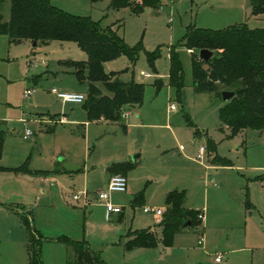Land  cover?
I'll list each match as a JSON object with an SVG mask.
<instances>
[{
	"label": "rangeland",
	"instance_id": "1",
	"mask_svg": "<svg viewBox=\"0 0 264 264\" xmlns=\"http://www.w3.org/2000/svg\"><path fill=\"white\" fill-rule=\"evenodd\" d=\"M111 1L51 0L68 13L89 16L102 28L113 30L128 46L139 48L133 64L125 55L107 64L119 72V80L144 84L143 100L137 106L140 124L129 126L126 134L115 123L90 125L87 144L78 139L67 143L68 139L57 138L65 135L60 133L41 144L39 153L35 144L37 135L28 140L21 137L26 126L39 134L38 125L21 123L19 117L27 118L46 110L69 111V104L51 93V88L86 92L87 86L60 71L55 76H44L36 84L27 78L42 73L46 63L57 71L61 68L59 60H85L87 55L72 41L53 40L37 45L34 55L28 41L17 44L7 39L3 44L0 41V119L5 120L7 132L0 165L27 169L52 166L54 147L66 150L64 165H85L84 173H77L74 185L70 184L69 192L64 194L65 206L54 187L51 190L47 187L51 200L48 206H28L33 214L32 224L44 235L64 234L89 240L107 264H216L217 253L223 255V261L217 264H264V131L249 129L228 137L226 128L219 129L218 110L223 100L194 90L192 55L181 43L191 26L221 29L246 21L251 27H264V15L259 19L249 18L250 8L243 6V0H164L160 7L138 13L131 12L129 7L112 9ZM9 9V0H3L0 13L5 21L9 19ZM171 46L176 47L182 68L179 97L169 85ZM152 53L156 54L155 70L148 60ZM33 58L37 64H28ZM155 79L162 82L158 89L153 85ZM26 87H33L31 102L23 98ZM171 104L175 109H169ZM127 121H132V117ZM196 128L200 131L197 137L193 135ZM88 146L90 155L86 151ZM131 146L138 151L142 149L139 165L129 172L132 183L127 185V192L110 196L113 203L121 205L120 213L112 212L106 218L97 192L106 188L107 167L118 159L116 153ZM200 147L205 148L201 157ZM199 158L201 163L196 161ZM129 189L133 192L129 193ZM141 189H144L143 202L132 204L133 194ZM173 189L185 191L186 206L203 210V228L191 226L179 231L173 235L171 245L164 246L159 221L153 212H144L143 207L165 211L166 194ZM246 192L253 207L245 204ZM27 195L35 199L33 193ZM73 195H78V200ZM16 199L14 193L0 195L3 206L19 208L21 204ZM12 220L14 217L8 209L0 208L1 242L24 238L23 229ZM145 228L154 231L156 245L124 249L125 233ZM0 244V264H13L9 249ZM41 247L43 264L66 263L65 251H58L55 243L45 241ZM14 264H21L20 258Z\"/></svg>",
	"mask_w": 264,
	"mask_h": 264
},
{
	"label": "trees",
	"instance_id": "2",
	"mask_svg": "<svg viewBox=\"0 0 264 264\" xmlns=\"http://www.w3.org/2000/svg\"><path fill=\"white\" fill-rule=\"evenodd\" d=\"M3 0H0V5ZM94 1V0H92ZM163 0H112L110 8L129 7L138 13L156 9ZM10 14L7 21L0 13V35H7L10 43L30 40L36 45L50 41H72L87 55L85 60H59L66 65L78 83L85 84V109L89 121L103 118L120 122L127 107L142 103L144 84L134 80L121 81L119 72L106 71L104 63L122 55L133 64L139 48L128 46L110 28H102L89 16L68 13L51 0H9ZM252 15L264 13V0H248ZM181 43L191 49L190 69L192 86L197 92H207L221 97L224 90L232 91L230 99L218 110L220 128L228 130V137H234L246 130H264V27L251 28L245 23L232 24L221 29L191 26ZM175 46L169 49V85L175 88L179 97L182 88L181 62ZM200 49L211 51V57L204 61L198 57ZM155 53L148 60L154 69ZM162 82L155 79L158 89ZM105 90V92H103ZM189 125H192L189 122ZM122 128L125 126L122 124ZM194 136H199L196 128ZM4 132L0 130V156ZM210 149L213 147L208 145ZM129 161L114 162L108 166L112 173L126 174L133 167ZM26 167L14 170L24 171ZM144 189L133 197L132 204L142 203ZM185 191L173 189L165 197V211L159 220L162 229V243L169 246L173 235L191 226L197 227L201 220L197 209L184 206ZM246 206L252 207L246 192ZM22 223L28 250V264H43L41 255L42 235L32 224L27 214L16 212ZM123 241L124 249L132 247H154L156 238L151 228L128 231ZM67 248L66 264H105L98 252L91 249L85 239L74 240L66 236L58 238Z\"/></svg>",
	"mask_w": 264,
	"mask_h": 264
},
{
	"label": "crops",
	"instance_id": "3",
	"mask_svg": "<svg viewBox=\"0 0 264 264\" xmlns=\"http://www.w3.org/2000/svg\"><path fill=\"white\" fill-rule=\"evenodd\" d=\"M243 4H244L243 5L244 7L250 8L248 0H243ZM146 10H149V9H146ZM263 15H264V13L258 14V15H252L250 12L249 18L251 17V19H259ZM240 23H245L248 25V23L246 21L237 22L234 24H240ZM249 27H251V26H249ZM255 27H258V26H254L251 28H255ZM0 37H2L0 40V41H2V44L6 41V39H7V41H9L7 35H0ZM3 37H5V38H3ZM22 41H28L31 44V47H32L31 48L32 49L31 55H34L35 54L34 53V47H36L37 45L36 44L33 45V43L30 40H22ZM22 41H20V42H22ZM9 43H10V41H9ZM11 44H14V43H11ZM31 60H33V63H31L32 65L37 64V61L34 58ZM63 60H65V59H63ZM71 60H74V59H71ZM110 61H112V60H110ZM110 61H107L104 63V68L106 71H114L113 69H111V67H107V64ZM58 64L61 66V68L57 71H54V70H51L46 63V67L42 73L33 75L27 79L31 80L32 83L36 84L44 76H47V75H54L55 76L56 72H59V71L61 73H67V74L72 75L71 73L68 72L70 70V68H68L66 65H63L60 63H58ZM25 89H28V87H26ZM30 89H33V87ZM24 90H23V98H28L29 101L31 102V99H30L31 95H29L28 97H24ZM72 91L85 93L84 91L79 90V89L72 90ZM65 103L69 104V106H70L69 111H67V109H63L61 111L46 110V111L37 112V113L27 117V118L19 117V121L21 123L34 122L38 125L37 130H38L39 134H36L35 130H33V129L32 130L34 132L33 135H35V136L37 135L35 144L37 146L39 153L41 152V146H42L41 144L46 142V140H50L51 136L53 137L52 139L56 138L55 136H59L60 133H64L65 135L61 134L62 136L57 137V138H59L60 140H61V138L68 139L67 143L68 142L70 143L73 140L78 139V140H83L85 142L84 144H87L86 134L88 137L90 125H108L109 123L110 124L115 123V124L120 125L122 128V124H123L125 126V129L122 128V130L124 132L123 134H126L129 126L135 125V124H140L141 114H139V112H138L139 109L137 108V106L125 108L122 120L120 122L108 121V120H105L103 118H100V119H97L94 121H89L87 118L86 111L82 107V103H70V102H65ZM223 104H224V101H223ZM130 117H132V121L129 122V121H127V119H129ZM4 125H5V120L0 119V130H2L4 132V141H5V136H6L7 132L4 128ZM27 128H30V127H28V126L24 127V129L21 133V137L23 140L29 139V138H26V139L23 138L24 131ZM246 131H248V130H246ZM3 144H4V142H3ZM2 151H3V146H2ZM86 151H87V154L90 155L89 146H88ZM133 153H135V154H133ZM142 153H143L142 149H141V151H138L137 147H135V146L127 147V148H125V150H119L116 153L118 159H116V161H114V162L129 161V162L134 164L133 167L130 170H128L125 174V176L127 178V185L128 186H131V183H132L131 182L132 178H131L129 172H131V170L133 168H135L137 165H139L137 162L138 161L140 162V157H141ZM209 155H210V153H209ZM51 157L53 160L52 166H44V167H39V168H35V169H27L26 168L24 171L14 170L15 168H17V167H14L15 165H10V164L0 165V195L14 193L17 195V199L15 200V202L21 204L18 206L19 208L7 207L5 205L3 206L1 204V202H3V201L0 200V208L4 207V208L8 209V212L11 215H13L14 220H15V221L12 220V223L14 225H16V224L19 225L21 227L20 229H23V232H24V238L23 239H20V237H19L18 239H13V238L8 239L9 242H1L0 241V243H3L4 247H7L9 249L10 259H11V262L13 264H14L15 260H17L19 258H20L21 264H28L27 237H26L24 227L22 226L16 212H20V213L22 212V213L27 214V216L31 220V222H34L33 221V214L31 213V210H29L28 206H33V205L35 206L38 204H43V205L48 206L50 204L51 200H50L49 192L47 193V187H50V190L54 187L55 192H56V196L58 197L59 200L61 199V201H62L61 204H62L64 202V199H63L64 194L69 192L70 184L74 185L77 173H79V172L84 173V171H85L84 170L85 165H83V167H73L70 165L69 166L64 165L62 162L64 159L67 158V153H66V150H63L62 148H55L54 147V151L52 152ZM196 161L201 163L200 158L196 159ZM114 162H112V163H114ZM107 171H108V169H107ZM111 174H113V173L108 171L106 181H108ZM129 183H130V185H129ZM37 192H38V194H36ZM126 192H127V190H126ZM128 192L132 193L133 191H131V189H129ZM28 193L29 194L33 193L35 199L34 200L30 199L31 197H30V195L29 196L27 195ZM135 194H136V192L133 195H135ZM26 196H28L29 198H26ZM131 201L133 202V198L131 199ZM184 202H185V198H184ZM116 204H118V203H116ZM71 205L73 207H76L74 204H71ZM63 206H65L64 203H63ZM184 206L187 208L197 209L194 207L186 206L185 204H184ZM252 207H253V205H252ZM197 210H199L201 212V214L203 215L201 223L198 225V226L203 228L202 222L204 219V213H203V210H201V209H197ZM104 212H105L106 218L111 216L112 212H108L106 209H104ZM162 212L164 213V210H162ZM117 213H120V212H117ZM156 219L159 221L161 219V217L156 216ZM34 227L42 235V245L45 241H51V242L55 243L58 246V249H59L58 251H65L64 252L65 257L67 258V253H68L67 248H66L64 243H62L60 240H58L59 237L66 236V235L60 234L59 236H56V237H53L51 235H44L42 233L41 229H38L35 225H34ZM7 230H9L11 232V228H8ZM9 231H8V233H10ZM66 237L71 238L69 236H66ZM71 239H73V238H71ZM81 239H84V238H81ZM81 239L76 238L74 240H81ZM86 241H87L89 247L91 249H93L89 244L90 243L89 240H86ZM0 245H2V244H0ZM21 250H22V252H21ZM19 251L21 253H19ZM55 251H57V250H55ZM41 255H42V247H41ZM58 255L60 256V254H58ZM66 258H65V262H66ZM103 261L105 264H107L105 262V260H103Z\"/></svg>",
	"mask_w": 264,
	"mask_h": 264
},
{
	"label": "built area",
	"instance_id": "4",
	"mask_svg": "<svg viewBox=\"0 0 264 264\" xmlns=\"http://www.w3.org/2000/svg\"><path fill=\"white\" fill-rule=\"evenodd\" d=\"M190 52H192L191 49H188ZM33 63V60H30L28 64ZM143 76H145V73H142ZM33 92V89H25L24 90V97H28ZM51 92L53 94H56L57 97H59L64 102H70V103H83L85 100V94L82 92H63L59 91L57 88L53 87L51 88ZM170 110L175 109V105H170ZM33 130L30 128L25 129L23 138H30L33 136ZM182 148V146H180ZM205 153V148L200 147L199 148V156L201 157ZM127 190V178L124 174L121 173H113L109 177L106 188L104 190H99L97 192V200L98 202L102 203L105 207V209L108 212H120L121 211V205L113 203L110 200V196L114 193H125ZM74 200H78V195H73ZM144 212H153L155 216H161L163 214L162 210L160 208H150V207H143ZM198 218L202 219L203 215L200 213L198 214ZM198 243H201V240L198 241ZM223 261V255L221 253H217L214 256V262L220 263Z\"/></svg>",
	"mask_w": 264,
	"mask_h": 264
},
{
	"label": "water",
	"instance_id": "5",
	"mask_svg": "<svg viewBox=\"0 0 264 264\" xmlns=\"http://www.w3.org/2000/svg\"><path fill=\"white\" fill-rule=\"evenodd\" d=\"M36 42H33V45H35ZM198 57L201 59V60H208L210 57H211V51L208 50V49H200L198 51ZM233 95V92L232 91H227V90H224L221 92V98L223 101H226L228 99H230Z\"/></svg>",
	"mask_w": 264,
	"mask_h": 264
}]
</instances>
